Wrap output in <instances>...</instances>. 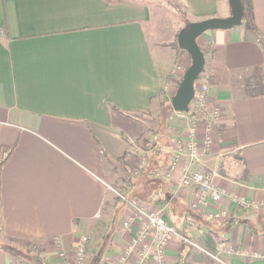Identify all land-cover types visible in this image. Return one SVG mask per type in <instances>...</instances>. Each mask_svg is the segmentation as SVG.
<instances>
[{
    "label": "crops",
    "instance_id": "0c3cea01",
    "mask_svg": "<svg viewBox=\"0 0 264 264\" xmlns=\"http://www.w3.org/2000/svg\"><path fill=\"white\" fill-rule=\"evenodd\" d=\"M173 1L0 0V227L11 248L33 246L41 264H62L59 251L72 258L86 236L95 264H114L130 239L117 229L123 204L108 243L98 242L113 212L105 207L107 181L119 173L129 196L161 209L199 245L209 234L217 244L233 243L240 253L223 254L222 264H264V0H242L239 25L197 38L205 55V111L165 117L162 96L172 95L181 76L172 64L180 58L187 67L190 56L172 45L182 23L172 34L168 20H156L157 8L188 21L230 14L227 0ZM173 113L180 125L168 123ZM161 117L165 124L139 146L148 119ZM192 119L200 142L210 128L212 145L195 165L225 192L214 206L229 215L218 224L192 210L196 189L177 187L179 169L168 181L152 175L171 163ZM142 157L144 170L131 174ZM124 177L132 181L125 185ZM233 195L256 206L238 207ZM11 252L0 250V264H17ZM134 261L133 254L128 264ZM166 261L221 264L178 236Z\"/></svg>",
    "mask_w": 264,
    "mask_h": 264
},
{
    "label": "built area",
    "instance_id": "2783aa9c",
    "mask_svg": "<svg viewBox=\"0 0 264 264\" xmlns=\"http://www.w3.org/2000/svg\"><path fill=\"white\" fill-rule=\"evenodd\" d=\"M194 87L195 92L188 111L203 112L206 107L208 83L201 72L195 81ZM217 115L218 110H213L210 118L215 121ZM196 126V119L189 121L185 138L176 140L171 163L166 169L157 171L152 175L168 181L172 179L173 172L179 169L177 187H192L196 189L195 197L190 205L192 210L206 220L218 224L222 218L229 215L227 208L214 206L225 195V192L213 183L212 177L207 171L195 165V162L199 161L201 154L209 150L212 145L210 128L207 129L202 142H200L197 137ZM183 156L186 157V161L180 163ZM145 163L146 160L142 157L139 163L134 166L133 175L141 173L145 168ZM115 193L123 202L125 212H128V216L125 219L123 217L120 218L117 229L120 233H130V239L114 264H128L133 254L135 255L134 264H167L166 251L170 241L175 236H178L183 243L199 248L217 263H226L223 259V254L240 253V250L233 243L227 242H220L214 252H208L191 236L183 235L164 216L161 209L149 208L139 198L129 196L125 192L115 191ZM231 200L241 208H253L256 206L253 202L241 196L233 195ZM262 205L264 206V204ZM185 220L189 224L193 223V219L189 216H186ZM87 242L88 238L86 236H82L78 240L72 258H69L65 251H59L62 264H84L87 257ZM256 254V256H262L258 253Z\"/></svg>",
    "mask_w": 264,
    "mask_h": 264
},
{
    "label": "water",
    "instance_id": "95a60500",
    "mask_svg": "<svg viewBox=\"0 0 264 264\" xmlns=\"http://www.w3.org/2000/svg\"><path fill=\"white\" fill-rule=\"evenodd\" d=\"M230 14L227 16H213L192 21L179 29L176 41L181 50L190 56V63L184 70L182 77L170 98L173 111L188 112L189 104L194 96L195 81L205 65V55L197 42V38L205 31L228 29L242 22L244 10L241 0H227Z\"/></svg>",
    "mask_w": 264,
    "mask_h": 264
},
{
    "label": "rangeland",
    "instance_id": "374dc122",
    "mask_svg": "<svg viewBox=\"0 0 264 264\" xmlns=\"http://www.w3.org/2000/svg\"><path fill=\"white\" fill-rule=\"evenodd\" d=\"M166 1H168L169 3H172V4H174L175 2L173 1V0H157V2L158 3H162L163 2V4L165 5V3H166ZM164 5H162V7H158L157 8V10H156V13H155V15H156V20H168L169 22H170V24L171 25H173V29H172V34L175 32V29L177 28V29H179L180 28V26H181V23H182V25L184 26L185 24V22H184V20H182L183 19V17H186V16H181V15H176V14H174V12L173 11H171L170 9H169V7H167V6H164ZM176 29V30H177ZM161 32H163V30L162 29H159ZM153 31V33L155 34V33H157L158 32V30H156V29H153L152 30ZM164 32H170V29H168V30H164ZM150 33V32H149ZM158 33H160V32H158ZM151 34V33H150ZM150 38L151 39H155V36H153L152 34L150 35ZM163 40H165V41H168V39L166 38H162ZM177 52L179 51V50H181L180 48H176L175 49ZM173 68H172V72L173 73H175V75H177V73H180L181 74V76L179 77V80H178V82L180 81V79H181V77H182V74H183V72H184V70L186 69V66H185V62L182 60V59H175V61L173 62ZM202 72V71H201ZM172 73V74H173ZM178 85V84H177ZM169 86V85H168ZM177 87V86H176ZM169 89H170V86H169ZM175 90H176V88H174L172 91H173V93H172V95L174 94V92H175ZM171 95V96H172ZM171 96L169 95V91H166V93L165 94H163V96H162V100L163 99H167V101H168V104H170V98H171ZM158 109V108H157ZM160 110V109H159ZM173 111V110H172ZM171 111V112H172ZM152 112H154L152 115L153 116H155V113H156V110L155 109H153L152 110ZM175 112V111H174ZM191 112H193V111H191ZM179 113H176V114H174L173 113V116L172 117H170V119H169V121H168V123H172L173 125L175 124H177V123H179V121L177 120V118H181V117H179V115H178ZM175 116V117H174ZM164 119V118H163ZM150 122H148V123H145L146 124V127H147V131H146V134L144 135V137L143 138H141V139H139L141 136H142V134H140L138 137H137V139H139L138 141H136V142H138L137 144L140 146V145H142L144 142H145V140L148 138V136H149V133L150 132H152L153 131V129L154 128H156V127H158V126H161V125H164L165 124V121H163L162 120V117L161 118H157V122L156 123H154V122H152V120L151 119H148ZM159 122H160V124H159ZM157 124H158V126H157ZM179 125H180V123H179ZM138 159H136V164L134 165V166H136L138 163H139V160L137 161ZM134 166L133 167H130L129 168V171L131 172V174H133V169H134ZM119 174V173H118ZM118 174H114V175H112L113 176V178L110 180H108L107 181V183H109L108 185L109 186H111V191L109 192V194H108V201H107V205L105 206L106 207V209H107V212H110V210H111V208L114 210L115 208H117V207H120V201H121V199L120 198H118L117 197V195H116V193H115V191H121V192H124V190L122 189V182L119 180L120 178H118L117 176H118ZM130 174V175H131ZM117 178V179H116ZM124 179H125V177H124ZM124 184V183H123ZM126 193V192H125ZM119 199V200H118ZM121 209H122V207H120V211H121ZM128 216V212L126 211H124L123 210V213L120 215V217L122 218L123 217V219H125L126 217ZM190 217H192V215H190ZM193 219V218H192ZM105 225H107V224H103V225H101V227H100V232H99V234H101V232L104 230V228L103 227H106ZM106 230V229H105ZM97 239V238H96ZM102 242V237H100L99 238V242H98V244H100ZM200 243V242H199ZM219 243V242H218ZM8 244H11V243H9L8 242V239H6L5 237H4V235H3V233H2V230H1V227H0V248L2 249V250H4V249H8ZM202 246H203V248L205 249V250H207V251H211V252H214L215 251V249H216V246H217V241L215 242V244H214V249L212 250L211 248H209V247H207V246H205L204 245V243H200ZM19 245H22L21 247H20V249H22V251L23 252H16L17 254H15V253H12V255L13 256H16L15 258H16V263L17 264H41L40 263V252L36 249V248H32L33 246H29V247H26V245L25 244H19ZM23 247V248H22ZM125 248V247H124ZM8 251V250H7ZM203 253V252H202ZM87 254V257H89V255H90V259H86V263H84V264H90V262H92V256H91V254H89L88 255V253H86ZM205 254V253H204ZM206 256H207V254H205ZM94 256V255H93ZM86 257V258H87ZM38 259V260H37Z\"/></svg>",
    "mask_w": 264,
    "mask_h": 264
},
{
    "label": "trees",
    "instance_id": "16d2710c",
    "mask_svg": "<svg viewBox=\"0 0 264 264\" xmlns=\"http://www.w3.org/2000/svg\"><path fill=\"white\" fill-rule=\"evenodd\" d=\"M241 2H242V0H241ZM243 6V5H242ZM179 15H181L180 13H179ZM181 16H183V15H181ZM183 19H184V26H187L190 22H192V21H188V20H186V17H183ZM243 19V18H242ZM183 26V27H184ZM172 45H173V47L176 49V48H179L178 47V45H177V41H176V38H175V40H174V42L172 43ZM202 49V51L204 52V49L203 48H201ZM179 83V82H178ZM162 109H163V111H164V115H165V117L168 115V113H170L171 111H172V108H171V105L170 104H168V101H167V99L165 100V99H163V101H162ZM159 124H160V122H159ZM3 162H4V159H1L0 160V168H1V165L3 164ZM132 181V179H131V177H126L125 179H123V183L126 185L128 182H131ZM125 192V191H124ZM119 200V199H118ZM122 204H123V202L122 201H120V207L122 206ZM120 207H117V208H115L114 210H113V212H112V216H111V219H110V221H109V223H108V226H107V230H106V232H105V234L102 236V243L104 244H106V243H108V241L107 240H109L110 239V237H111V234H112V232H113V230H114V227H115V225H116V222H117V220H118V217H119V213H120ZM173 224V223H172ZM174 225V224H173ZM175 226V225H174ZM176 228H177V226H175ZM183 235H187L188 237H190V235L187 233V232H185V231H183V230H181L180 228H177ZM260 231H261V233L264 235V227H262L261 229H260ZM205 238H206V240L207 241H205V243H204V245L205 246H207V247H209V248H211L212 250L214 249V244H215V241H214V239L212 238V235H206L205 236ZM202 246V245H201ZM8 247V249H4V250H11L12 252L11 253H15V254H17L16 252H23L22 251V249H19V248H16V247H14V248H11V246L10 245H8L7 246ZM203 247V246H202ZM0 250H2L1 248H0ZM103 250L100 248L99 250H98V256L99 257H102V255H100L101 254V252H102ZM207 251V250H206ZM208 252H211V251H208ZM205 255V254H204ZM17 256V255H16ZM96 258H97V256L95 255L94 257H92V262H90V264H95V262H96ZM38 260V259H37Z\"/></svg>",
    "mask_w": 264,
    "mask_h": 264
}]
</instances>
